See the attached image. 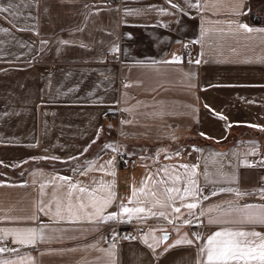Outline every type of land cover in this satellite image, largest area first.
I'll use <instances>...</instances> for the list:
<instances>
[{"label": "crops", "instance_id": "1", "mask_svg": "<svg viewBox=\"0 0 264 264\" xmlns=\"http://www.w3.org/2000/svg\"><path fill=\"white\" fill-rule=\"evenodd\" d=\"M190 2L199 7L186 0H0V164L67 160L0 168V229L44 226L47 237L21 246L7 235L5 247L18 251L0 258L196 264L198 248L221 227L264 233V225L208 223L238 219L235 209L245 205H264V0ZM118 108L121 119L110 115ZM117 151L135 154L137 163L119 165ZM181 165H197L195 175ZM176 176L181 179L173 183ZM190 179L208 197L195 198L198 220L186 208L175 213L152 207L165 202L166 187L183 188ZM79 187L96 189L100 197L110 190L113 202L104 215L145 221V230L123 242L97 238L105 220L84 218L83 212L69 218V203L73 212L88 204ZM57 204L63 219L56 216ZM121 204L157 215L129 217ZM32 215L37 219L14 218ZM163 231L170 232L167 240ZM193 233L201 240L169 247L185 235L194 239Z\"/></svg>", "mask_w": 264, "mask_h": 264}, {"label": "snow or ice", "instance_id": "2", "mask_svg": "<svg viewBox=\"0 0 264 264\" xmlns=\"http://www.w3.org/2000/svg\"><path fill=\"white\" fill-rule=\"evenodd\" d=\"M171 4V0H168ZM189 7H199V3L192 4L190 0H186ZM242 6V5H241ZM172 7H178L177 5H172ZM7 11V8L2 9ZM163 11V10H162ZM239 27L246 31H253L254 29L250 28L247 24H239ZM259 31H264V29H260ZM116 48H113V51H116ZM179 57L174 55V60H178ZM199 63V60L196 61ZM223 119V117H220ZM255 127V125H253ZM203 135V134H201ZM110 145H106L105 147H109ZM115 150V149H114ZM178 155V153H177ZM75 159V158H71ZM107 163L111 164L112 161L109 160ZM181 167L188 169L192 168V175H195V169L197 165H181ZM150 178V177H149ZM59 179L64 181H71L70 177H59ZM181 178L176 176L174 178L173 183L179 181ZM160 183H164V181H160ZM70 189H77V183H70ZM143 191V189H141ZM201 189L198 188L195 180H187L185 182V186L183 188L180 187H166L164 192L166 193L165 202L160 200H156L152 207L155 208L159 206L161 209H171L172 212L180 213L181 208H186L188 210V214L193 216L194 219L198 220L196 213L193 211L198 206V200L195 198L200 195ZM223 191V189L221 190ZM231 191V189H228ZM264 191V190H262ZM79 192L81 194L87 193L88 195V204L79 203L77 205V211H72V205L69 203L68 212L70 219H80V213L83 212L84 218L93 220H112L116 218V213H110L104 215V210L109 207L113 202L114 193L110 190L108 191L107 197H100L95 195L96 189L89 191L87 188L79 187ZM216 195L215 192L212 193ZM148 195L155 196V193H149ZM237 195H240L237 193ZM72 196V192L69 191V197ZM136 196V190L133 188L132 196L129 198V203H132ZM187 197H192L193 202L184 203ZM208 197L204 196L203 199H207ZM179 200L180 206H175V201ZM231 203V202H229ZM88 208H91L93 211H87ZM120 210L122 213H127L129 217L133 215L148 212L150 215H157L156 212L151 211V208L145 209L144 207H134L130 208L126 205L121 204ZM39 211L44 213L45 208L40 207ZM211 211V209H209ZM236 212L240 213V217L235 220H221V219H209V224H221V225H264V205H245L242 208L235 209ZM47 214V213H45ZM160 216L165 217V211H160L158 213ZM205 213L203 211L200 212V215L203 216ZM56 216L63 219L64 217L60 216V206L57 204V212ZM15 219H29L36 220L37 217L35 215L28 217H14ZM178 218V217H177ZM170 223L172 221H169ZM184 223L190 224L192 221L185 220ZM42 226L39 230L36 228H17V229H0V233L4 235H0V240L5 239L7 235H12L14 237L13 243L19 244L21 246L24 245H35L38 241L45 240L47 237L43 231ZM194 239H189L187 235L183 236L181 239H177L174 244L169 245V247H175L178 245H193L196 241H200L202 236L200 233H193ZM127 238V237H126ZM167 235L165 234L161 239L167 240ZM155 239V237H153ZM145 243H147V236L145 237ZM150 248L151 244L148 245ZM111 248H115V245H112ZM167 250V249H166ZM16 248H7L0 247V253L4 252H17ZM102 252H106L109 256L113 255L111 249H100ZM0 264H24V258L20 257L17 260H8L0 258ZM196 264H264V233L257 232L255 230L248 231L244 230L240 227H221L217 231L213 232L211 235H208L205 242L198 248V257Z\"/></svg>", "mask_w": 264, "mask_h": 264}, {"label": "built area", "instance_id": "3", "mask_svg": "<svg viewBox=\"0 0 264 264\" xmlns=\"http://www.w3.org/2000/svg\"><path fill=\"white\" fill-rule=\"evenodd\" d=\"M252 15L255 16L253 12ZM184 54L187 58H191L193 54L192 48L190 46L184 47ZM110 115L115 119H121L124 116L122 110L119 108L113 111ZM262 150L264 152V145ZM116 160L119 165L129 167L136 164L138 158L135 154H127L117 151ZM259 185L264 186V175L259 180ZM201 190L203 191L204 188L202 187ZM199 198L202 199L203 196L200 195ZM146 226L147 223L142 220H126L117 218L111 221L103 222L102 228L96 233L95 236L104 242L112 240L115 242H123L137 238L138 235L145 230ZM193 230L195 231L196 229L193 228ZM6 245L7 241L1 240L0 246L5 247Z\"/></svg>", "mask_w": 264, "mask_h": 264}, {"label": "trees", "instance_id": "4", "mask_svg": "<svg viewBox=\"0 0 264 264\" xmlns=\"http://www.w3.org/2000/svg\"><path fill=\"white\" fill-rule=\"evenodd\" d=\"M50 162V163H53V164H63V163H67V160H58V159H52V158H41L39 160H36L35 158L32 159V162H29V163H24V162H19L17 163L15 166H7L3 163L0 164V168L3 169V168H9V169H18V168H28V167H31V166H34L35 164H38L40 162Z\"/></svg>", "mask_w": 264, "mask_h": 264}, {"label": "water", "instance_id": "5", "mask_svg": "<svg viewBox=\"0 0 264 264\" xmlns=\"http://www.w3.org/2000/svg\"><path fill=\"white\" fill-rule=\"evenodd\" d=\"M167 235V236H169L170 235V232L169 231H163V232H161V236L163 237L164 235ZM163 240V239H162Z\"/></svg>", "mask_w": 264, "mask_h": 264}]
</instances>
